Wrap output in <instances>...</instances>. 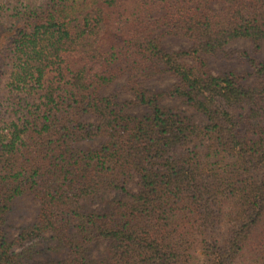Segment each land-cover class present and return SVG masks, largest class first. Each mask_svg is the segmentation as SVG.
Returning <instances> with one entry per match:
<instances>
[{
	"label": "trees",
	"instance_id": "1",
	"mask_svg": "<svg viewBox=\"0 0 264 264\" xmlns=\"http://www.w3.org/2000/svg\"><path fill=\"white\" fill-rule=\"evenodd\" d=\"M238 40L264 42V0H0V264H264V60H207ZM20 197L39 211L10 240ZM44 236L67 257L35 259Z\"/></svg>",
	"mask_w": 264,
	"mask_h": 264
},
{
	"label": "rangeland",
	"instance_id": "2",
	"mask_svg": "<svg viewBox=\"0 0 264 264\" xmlns=\"http://www.w3.org/2000/svg\"><path fill=\"white\" fill-rule=\"evenodd\" d=\"M163 45L166 49L171 51H177L182 49H187L190 45L186 41L178 40L175 38H168L163 41ZM246 54L250 58H254L258 61L264 60V42L261 43L259 49L255 50L253 44L247 40H238L230 45H228L224 51L216 57H207L208 67L211 73L213 74H222V73H234L235 75H243L250 73V67L247 62V58L242 56ZM252 79L250 76L247 80H244L245 84L251 83ZM174 82V79L165 77L161 79H154L146 84V88L151 91H160ZM122 80L118 83L108 86L102 90L103 95H109L113 91L117 90V85L121 84ZM118 100L120 102H127L132 100V97L129 94H122L119 96ZM161 105L166 106L167 108H173L175 110L185 111L186 115L191 116L195 122H199V116H196L194 112L187 107L180 104L179 101L165 99L161 101ZM132 114L135 115H144L147 113V110L144 107H135L131 110ZM99 144V141L86 142L84 146L89 148H95ZM136 180L130 181L128 186L132 190H136L135 186ZM112 194L104 195V199H110ZM104 204H92L90 207L96 211L103 209ZM39 211V203L33 200L30 197H20L14 200L10 212L5 217V228L7 237L10 240H13L17 237L19 231L22 228H25L34 223L37 214ZM30 243L24 245V248L29 247ZM33 246L36 249H41L43 254L39 255L37 260H44L46 258L54 259H65L67 254L64 251L59 253L52 252L49 248V237L44 236L41 239L36 241V244ZM51 246V245H50ZM24 248H19L23 250ZM92 258H102L105 255V244L98 243L90 245Z\"/></svg>",
	"mask_w": 264,
	"mask_h": 264
}]
</instances>
